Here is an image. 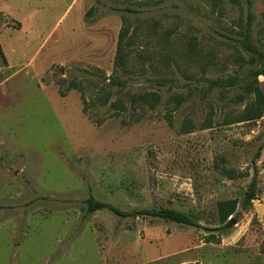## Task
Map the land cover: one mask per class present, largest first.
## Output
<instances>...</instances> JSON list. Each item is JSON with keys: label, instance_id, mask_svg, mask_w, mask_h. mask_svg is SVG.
<instances>
[{"label": "rangeland", "instance_id": "374dc122", "mask_svg": "<svg viewBox=\"0 0 264 264\" xmlns=\"http://www.w3.org/2000/svg\"><path fill=\"white\" fill-rule=\"evenodd\" d=\"M0 48V264H264V0H0Z\"/></svg>", "mask_w": 264, "mask_h": 264}, {"label": "trees", "instance_id": "16d2710c", "mask_svg": "<svg viewBox=\"0 0 264 264\" xmlns=\"http://www.w3.org/2000/svg\"><path fill=\"white\" fill-rule=\"evenodd\" d=\"M250 2L248 1V7H250ZM127 11V10H126ZM247 28H246V35L243 40V46L245 49L251 53V55H256L260 56L258 51L252 46L249 40V26L252 20V15L250 12L247 14ZM127 33L126 30H121L120 35H119V41H118V49H117V54H116V60H115V65H123L124 63V57L121 53V48H122V41L126 39ZM0 58H1V63L6 64L5 57L2 54L1 48H0ZM264 76V66L261 67L259 70H250L247 73V80L245 81L244 88L250 90L252 88V81H255L258 76ZM112 84H119V85H124V82H121L120 80L116 78H111L110 79ZM137 103H142L145 105H151L154 103L156 100L154 94H146V93H141L137 94ZM257 196V181L255 178L252 179L250 184L247 187V190L244 192L243 198L240 203V208L242 211H245L248 209V207L251 205V203L256 199ZM85 204V215L92 214L96 211L100 210H107L110 213L118 216V217H132L134 215H142V216H147V217H154L158 219H162L164 221L180 224V225H186L190 227H195V228H200V224L195 221L190 215L187 213H184L182 211L176 210V209H171V208H159V209H142L137 212H124L114 206L113 204L99 200L95 198L92 194H90L87 199L84 201ZM237 207V202L235 201H224L218 204L217 206V214L220 218V222H226L227 219L233 215L236 211ZM234 215V220H236V215ZM231 224H226L222 226L219 229H226L230 226Z\"/></svg>", "mask_w": 264, "mask_h": 264}]
</instances>
